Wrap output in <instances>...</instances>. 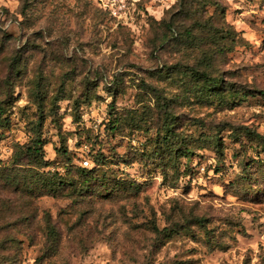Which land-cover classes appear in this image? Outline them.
Instances as JSON below:
<instances>
[{
    "label": "rangeland",
    "instance_id": "rangeland-1",
    "mask_svg": "<svg viewBox=\"0 0 264 264\" xmlns=\"http://www.w3.org/2000/svg\"><path fill=\"white\" fill-rule=\"evenodd\" d=\"M0 264H264V0H0Z\"/></svg>",
    "mask_w": 264,
    "mask_h": 264
},
{
    "label": "trees",
    "instance_id": "trees-1",
    "mask_svg": "<svg viewBox=\"0 0 264 264\" xmlns=\"http://www.w3.org/2000/svg\"><path fill=\"white\" fill-rule=\"evenodd\" d=\"M227 35H231V31H227ZM222 80H215V81H212L211 83V89H218L220 87V84H221ZM31 152H34V153H41L42 151V147L40 146V141H39V144H34L33 147H30L29 149ZM93 164L97 165L100 163V159H98V157H95L94 160H93ZM95 167H88V166H83L80 168V172L82 175L84 176H89L93 170H94Z\"/></svg>",
    "mask_w": 264,
    "mask_h": 264
},
{
    "label": "built area",
    "instance_id": "built-area-1",
    "mask_svg": "<svg viewBox=\"0 0 264 264\" xmlns=\"http://www.w3.org/2000/svg\"><path fill=\"white\" fill-rule=\"evenodd\" d=\"M84 163H85V166H88L89 161L88 160H85Z\"/></svg>",
    "mask_w": 264,
    "mask_h": 264
}]
</instances>
